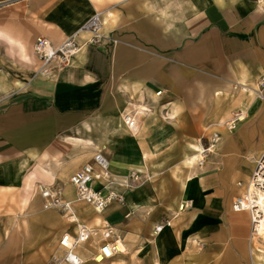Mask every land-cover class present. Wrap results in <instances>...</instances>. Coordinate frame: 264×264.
Returning <instances> with one entry per match:
<instances>
[{"label": "crops", "instance_id": "0c3cea01", "mask_svg": "<svg viewBox=\"0 0 264 264\" xmlns=\"http://www.w3.org/2000/svg\"><path fill=\"white\" fill-rule=\"evenodd\" d=\"M29 5L25 37L43 36L57 45L99 12L103 33L110 32L117 42L87 45L47 77L37 73L39 61L27 45L0 27V43L18 49L17 57L30 66L13 80L14 87L1 83L10 91L0 105V207L5 208V197L12 191L36 182H56L64 198L74 201L69 177L102 148L112 175L147 172L146 180L141 177L133 188L116 186L124 204L113 201L101 213L80 201L72 205L88 227L118 228L125 214L154 201L145 185L152 182L150 158L164 154L170 141L198 138L207 119L195 109L220 107L213 117L222 133L214 134L211 153L229 155L225 161L231 170L212 161L197 164L194 157L203 146L188 142L172 171L176 192L169 206L172 217L165 219L170 226L157 235L152 232L147 248L153 253L152 264H171L183 257L188 264H249L250 212L234 210L232 204L244 195L240 191L246 190L251 175L249 170L238 172L245 181L237 185L235 172L264 154L260 150L257 158L252 156L261 147L239 150L242 137L251 138L264 123V89L252 80L264 75V0H31ZM242 83L258 87L262 98L231 91L233 84ZM241 109L246 119L234 130L224 129ZM126 112L135 114L136 132L124 126ZM40 200L35 197L34 205ZM165 220L154 223L152 231ZM75 225L69 222L61 236L73 235ZM252 241L257 249L256 239ZM123 246L127 251L126 243ZM78 252L88 260V251Z\"/></svg>", "mask_w": 264, "mask_h": 264}, {"label": "rangeland", "instance_id": "374dc122", "mask_svg": "<svg viewBox=\"0 0 264 264\" xmlns=\"http://www.w3.org/2000/svg\"><path fill=\"white\" fill-rule=\"evenodd\" d=\"M5 2L7 3L0 5V27L5 30H10L13 36L20 38L27 45V49L33 52L32 45L34 38L30 39L29 37H25L27 29L26 23L31 16L29 9L31 0H6ZM9 46L10 45L0 43V105L3 103L2 98L4 94L10 91L8 90L5 92L6 90H4L3 87H14L13 80L18 78L19 74L27 71L29 69L28 67H30L23 65L24 62L22 63L20 57H17L18 49ZM40 64L39 61V65ZM262 76L264 75L253 77L252 80L258 85ZM1 83H3L4 86ZM258 86L260 90L264 89V87ZM230 89L231 91L240 89L239 84H233ZM219 109L220 107L214 109V107L211 108L210 106L195 109L199 116L201 115L204 120L207 119L205 123L203 122L200 125L198 138L175 139L170 141L168 146L164 147V154L152 156L150 158L148 161V174L152 177L150 180L152 182L148 181L145 185L148 186H146V188L151 189L154 193V201L150 205L139 207L135 212L129 211L125 214L127 215L125 216L126 221L122 226H118L119 231L117 239L122 238L124 240V243L127 245V251L123 246L121 252H126L122 256L115 253L105 264H152L153 253L149 252L147 248L148 238H152V226L156 222L172 217L169 206L172 195L176 192V185L172 176L173 167L180 164L181 152L184 151L188 142L198 141L204 149H207L210 146L212 133H222V126L217 124L216 118L213 117ZM245 119L246 113H244V119L240 122ZM224 124V129H226V123ZM259 147L261 148L256 151ZM239 150L244 152L250 150L252 152L256 151L252 153V156L253 158H257L260 152L264 150V123L257 125L251 138L245 139L242 137ZM211 152H206L207 160L204 159L205 162L199 163V160L195 162L199 165L203 163L205 165L208 161H212L221 168H225L226 171L231 170L225 161L229 155L224 154L222 156L221 152L217 155H213ZM247 165L235 172V183L238 181L244 183L245 181L241 179L243 176L238 174V172L243 173L244 170H249L250 174H252L253 165H255V163L249 160L247 161ZM182 173L184 172L182 171ZM146 174L147 172L141 175L142 178ZM113 176L119 177L116 175ZM145 180L146 178H143L142 182ZM37 185H45L52 189L59 190L64 197L62 185L56 182L51 184L40 182L33 184L29 183V185L27 184L24 188L12 191L5 197V208L3 209L2 206L0 207V213H4L0 215V264H54L56 257L61 255L58 243L61 234L68 229L69 222L66 221L65 217H62L64 214L60 209L45 207V201L40 197V189ZM244 192L245 188H243V192L242 190L240 191V193ZM37 196L41 199L39 206H35L33 203V199ZM101 227L95 230L96 234L93 236L91 235L88 242H95L96 246H98ZM253 236L254 235H252V237ZM255 237H257V246L264 247V238L256 235ZM88 242L87 245H89ZM253 243L254 242L251 240L249 264H264V259L261 258V255L260 257L255 255ZM89 248L91 249L92 247L89 246ZM188 261V257H183L179 259V261L171 264H188ZM82 264L94 263L88 259Z\"/></svg>", "mask_w": 264, "mask_h": 264}, {"label": "built area", "instance_id": "2783aa9c", "mask_svg": "<svg viewBox=\"0 0 264 264\" xmlns=\"http://www.w3.org/2000/svg\"><path fill=\"white\" fill-rule=\"evenodd\" d=\"M101 14L94 12L82 25L81 28L91 32L87 45H110L117 42V39L110 32L104 34L101 32ZM32 49L34 54L41 62L39 73L47 77H53L57 71L68 65L71 57H73L79 49L78 41L75 35H70L63 39L59 44H53L48 38L38 36L35 38ZM258 85L264 87V76L258 82ZM160 93V91H158ZM238 114L234 115L227 128L232 130L235 128V122L238 121ZM124 126L133 132L139 129V122L135 119V114L126 112L122 116ZM216 132L212 133V136ZM264 155L255 162L251 182L256 183L257 176L260 173L264 177ZM138 171H129L125 176L114 177L110 173V161L102 148H96L91 159L84 163L69 177V182L74 189L75 199L85 204H88L92 209L101 213L110 203L116 200L119 203H124V197L115 191V187H131L138 182L142 176ZM95 183L100 184L96 187ZM40 196L45 201V207L58 208L63 211L64 215L70 216L73 213L70 200H66L59 190L41 185ZM240 198V197H238ZM237 199V198H236ZM234 199L232 207L234 210H248L250 212L251 223L254 228L253 213L251 208H247L240 200ZM98 247L90 258L95 263H101L106 259L113 257L117 253L116 240L118 234L115 228L110 224H104L101 227ZM161 226H157L155 231H159ZM96 231H94V235ZM93 235L92 233L88 235ZM77 240L71 237L70 233L65 234L59 241L60 249L64 250V254L56 257L54 264H82L83 259L75 252Z\"/></svg>", "mask_w": 264, "mask_h": 264}, {"label": "bare ground", "instance_id": "6f19581e", "mask_svg": "<svg viewBox=\"0 0 264 264\" xmlns=\"http://www.w3.org/2000/svg\"><path fill=\"white\" fill-rule=\"evenodd\" d=\"M102 26H103V23H102V19H101L100 29H101V32L103 33ZM79 32L84 33L85 36H83V38L82 37L79 38L78 37ZM79 32L77 34H74L77 41H78V45H79V49L76 52V54L79 53L83 47L87 46V40L89 39V37L91 35V32L88 31L87 29H84V28H80ZM34 56L38 61H40L35 54H34ZM40 66H41V64H40ZM38 71H39V69L37 70V73H39ZM239 87H240V89H238V90L235 89V90H237V92L239 90L241 92H251L254 95H256L257 97L262 98V95L260 94V92L258 90L259 86L258 87H252V86L247 85L246 83H242V84H239ZM156 94H159V92H157ZM244 111L245 110L241 109V112L234 114V115L238 114V118H237L238 121L235 122V128L237 126V123L244 119V113H245ZM234 115H233V117H234ZM233 117L229 119V121L226 123V126H225V128L229 131H231V130L227 128V125L229 122H231ZM234 129H232V130H234ZM216 140H217V138L213 135L211 140H210L211 142H210L209 148L201 149L200 153L196 157H194V159L199 160V163L203 162L205 157L207 156L206 152H209V151L211 152L214 150ZM262 155H264V154H262ZM260 157L257 159V161L260 159ZM260 163L264 164V161H262V162L260 161ZM262 167H264V166H262ZM257 181H261V183H264V177H262V175L260 173L257 176ZM237 185H241V183H237ZM40 186L41 185H39L38 187L41 188ZM239 197L240 198H237L236 200H240L244 206H246L247 208H251V211L253 213V220L252 221L254 222L253 223L254 228L252 225V232H253L252 234L254 236L252 237L251 240H254L257 238V237H255V235L264 238V184H259V182H256V183L251 182V176H250L249 180L246 183V190H245L244 195L239 196ZM75 201L79 202V200H76L74 198V201H72V202L74 203ZM113 201H116V200H113ZM113 201H110V203H112ZM186 205H188V204L185 203V204L180 205L179 210H182L184 208V206H186ZM72 210H73L72 215H70V216L64 215V216H65L66 220L76 224L75 225L76 232L73 235H71V237H73L77 240V244H76L74 249H75V252L83 259V262H84L85 258L78 252V250L83 249L85 251H88L87 252V254H89L88 259H90L92 257V255L94 254V252L98 246H96L95 242H88L89 239H87V237L91 233L94 235V231L97 228L88 227L86 224L80 222L76 216L73 205H72ZM157 226H161V229L159 231H155V228ZM169 226H170L169 220H165L163 222H160L154 227L153 234L157 235L163 229H165L166 227H169ZM112 227H114V226H112ZM114 228L118 234V231H119L118 228H116V227H114ZM64 235L65 234H63L60 237L59 241L62 239V237ZM90 237H91V235L89 236V238ZM87 242L89 243V245H87ZM58 245H59V243H58ZM123 245H124V240L122 238H119L116 240L117 253L121 252V250L123 249ZM89 246H91L92 248L90 249ZM86 247H87V249H86ZM59 250L61 251V255L64 254V250L60 249V246H59ZM253 250L260 251L262 253V255H264V247H258L257 249L254 248ZM103 262H101V263H103ZM93 263L94 264H101V263H95V262H93Z\"/></svg>", "mask_w": 264, "mask_h": 264}]
</instances>
